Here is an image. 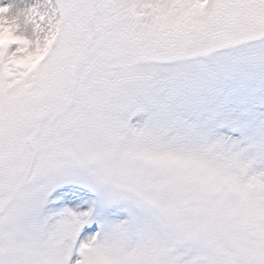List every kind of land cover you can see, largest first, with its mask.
<instances>
[{"label": "snow or ice", "instance_id": "snow-or-ice-1", "mask_svg": "<svg viewBox=\"0 0 264 264\" xmlns=\"http://www.w3.org/2000/svg\"><path fill=\"white\" fill-rule=\"evenodd\" d=\"M0 264H264V0H0Z\"/></svg>", "mask_w": 264, "mask_h": 264}]
</instances>
